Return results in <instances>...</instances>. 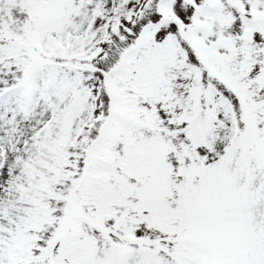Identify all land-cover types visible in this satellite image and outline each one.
I'll return each instance as SVG.
<instances>
[{
    "label": "snow or ice",
    "instance_id": "1",
    "mask_svg": "<svg viewBox=\"0 0 264 264\" xmlns=\"http://www.w3.org/2000/svg\"><path fill=\"white\" fill-rule=\"evenodd\" d=\"M0 264H264V0H0Z\"/></svg>",
    "mask_w": 264,
    "mask_h": 264
}]
</instances>
